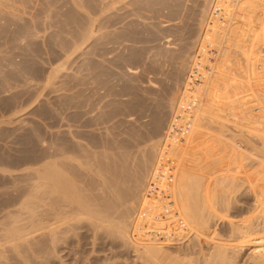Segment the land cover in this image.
<instances>
[{"label":"bare ground","instance_id":"1","mask_svg":"<svg viewBox=\"0 0 264 264\" xmlns=\"http://www.w3.org/2000/svg\"><path fill=\"white\" fill-rule=\"evenodd\" d=\"M127 1L151 9L156 0L108 4ZM201 19L190 66L186 57L182 62L188 79L171 102L173 119L165 132L151 133L143 146L134 139L135 150L128 149L130 139L110 151L74 140L71 149L58 148L52 158L26 168L27 195L0 219V264L9 257L23 264L58 260L60 247L81 230L94 239H115L141 264H264V135L255 142L225 129L227 122L243 127L245 118L264 116V85L250 77L254 55L235 45L264 42V9L254 0H210ZM95 31L89 25L84 37L94 38ZM64 69V63L53 67L47 86L54 87ZM238 136L250 152L233 158Z\"/></svg>","mask_w":264,"mask_h":264},{"label":"rangeland","instance_id":"2","mask_svg":"<svg viewBox=\"0 0 264 264\" xmlns=\"http://www.w3.org/2000/svg\"><path fill=\"white\" fill-rule=\"evenodd\" d=\"M100 1L78 0L82 8L74 0H0V167L14 172L12 176L0 172V219L16 210L27 195L29 173L24 170L52 158L56 149H71L78 140L97 151H110L117 141L126 144L130 139L128 149L135 150V141L143 146L151 133L163 134L172 122L171 102L188 79L197 28L210 0H156L154 11L144 4L140 8L136 1L109 5V0L102 2L110 11H103ZM254 1L264 9V0ZM89 25L96 30L94 38L84 37ZM235 45L249 47L256 64L250 77L264 85V42L241 40ZM166 54L173 56L171 60ZM184 57L189 64L186 70L182 69ZM62 63L65 69L59 80L54 87L47 86L51 69ZM256 115L245 118L243 127L227 122L225 129L259 141L257 134L264 135V116ZM154 123L160 128L153 127ZM242 140L236 138L230 150L233 158L250 152ZM59 250L58 260L31 258L28 264H141L132 250L106 234L94 239L90 231L81 230ZM13 258L7 264L22 263Z\"/></svg>","mask_w":264,"mask_h":264}]
</instances>
